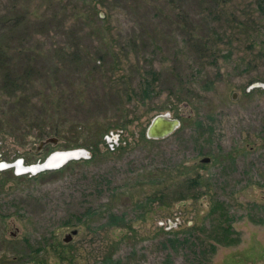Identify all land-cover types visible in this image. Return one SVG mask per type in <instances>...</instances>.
Instances as JSON below:
<instances>
[{
	"label": "rangeland",
	"instance_id": "obj_1",
	"mask_svg": "<svg viewBox=\"0 0 264 264\" xmlns=\"http://www.w3.org/2000/svg\"><path fill=\"white\" fill-rule=\"evenodd\" d=\"M256 81L257 0H0V161L86 151L0 169V264H264Z\"/></svg>",
	"mask_w": 264,
	"mask_h": 264
},
{
	"label": "water",
	"instance_id": "obj_2",
	"mask_svg": "<svg viewBox=\"0 0 264 264\" xmlns=\"http://www.w3.org/2000/svg\"><path fill=\"white\" fill-rule=\"evenodd\" d=\"M254 86H260L264 87V82L256 81L250 84L249 87H254ZM234 95V94H233ZM179 124V120L174 117H170L169 113L164 112V113H158L154 115L147 128H146V135L148 137H153V138H158V137H163L170 132H172ZM56 138L53 136H49L45 138L44 140H41L38 148H40L44 143L47 141L55 142ZM71 150H79L80 153L77 156H68L66 158H63L60 161H57L56 163L53 161H50V157L52 156L53 153L59 152V151H71ZM86 154V151L82 148H73V149H66V150H55L51 153H49L43 160L37 161L34 163L30 164H24L22 158H17L13 161H0V169L6 168V167H14L15 172L17 173H24V172H29V173H36L41 170L49 169V168H57L61 166L65 161L71 158H76L79 156H82ZM204 160H208V157L203 158ZM77 229H72L71 232L75 233ZM70 238V233L66 234L64 237V240L67 241Z\"/></svg>",
	"mask_w": 264,
	"mask_h": 264
},
{
	"label": "trees",
	"instance_id": "obj_3",
	"mask_svg": "<svg viewBox=\"0 0 264 264\" xmlns=\"http://www.w3.org/2000/svg\"><path fill=\"white\" fill-rule=\"evenodd\" d=\"M257 1L260 5H264V0H257ZM4 84L6 87L12 86L13 89H16L20 85H23L24 82L18 81L17 78L16 79H5ZM149 87H150L149 82H145L143 87H142L143 96H149ZM23 98H25L24 99L25 102L29 103L31 101V98H28L27 96H23ZM21 106H22V108H27L28 105H26V103L25 104L21 103ZM197 182H198V180L196 178H190L189 179V183H191L189 185L195 184ZM122 222H123L122 216L119 217V216H116L115 214H112V213L110 214V220L108 221V224L111 225V224H118V223H122ZM102 264H118V260L114 259L111 255H109V256L104 257Z\"/></svg>",
	"mask_w": 264,
	"mask_h": 264
},
{
	"label": "bare ground",
	"instance_id": "obj_4",
	"mask_svg": "<svg viewBox=\"0 0 264 264\" xmlns=\"http://www.w3.org/2000/svg\"><path fill=\"white\" fill-rule=\"evenodd\" d=\"M79 153H80L79 150L59 151L53 153L49 160L56 163L57 161H60L68 156H77Z\"/></svg>",
	"mask_w": 264,
	"mask_h": 264
}]
</instances>
